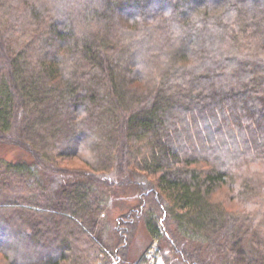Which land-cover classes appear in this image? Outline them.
<instances>
[{"label": "trees", "instance_id": "obj_1", "mask_svg": "<svg viewBox=\"0 0 264 264\" xmlns=\"http://www.w3.org/2000/svg\"><path fill=\"white\" fill-rule=\"evenodd\" d=\"M58 1L0 0V143L30 154L0 159V264H141L139 222L167 264H264V0Z\"/></svg>", "mask_w": 264, "mask_h": 264}, {"label": "rangeland", "instance_id": "obj_2", "mask_svg": "<svg viewBox=\"0 0 264 264\" xmlns=\"http://www.w3.org/2000/svg\"><path fill=\"white\" fill-rule=\"evenodd\" d=\"M72 2V0H59L58 4L59 6H63L64 4ZM64 7V6H63ZM61 7V8H63ZM149 40V38H146ZM147 40V41H148ZM144 44H141V47L138 46V54L144 55V59L140 57V59L145 60L146 56L149 54V47L148 45L144 48ZM153 46V42H152ZM142 48V49H140ZM16 139H13L12 142L14 143L13 145H7V143H0V159L2 160H19V159H30V154L24 149V147L20 146L19 144H15L18 142ZM223 156L230 157L232 155V152H224L221 151ZM62 163L67 165V166H72V167H85L84 162L79 159V158H71V159H64L62 160ZM108 178L115 179L114 174L110 173L107 175ZM136 177L133 176V179ZM136 185H132L133 188L127 189V190H120V189H114L113 193H110L107 201H106V210L104 213V221L106 224V229L105 230V236L107 237H112L113 235V229L115 228L117 224V217L120 214V212H126L127 210L130 209V206L132 207L134 204L138 203L139 199V192L133 191L135 189ZM227 192V190H225ZM220 196H224V189L221 190ZM104 221L102 225L104 224ZM109 227V230H108ZM100 229L102 228L101 225L99 227ZM133 237L132 241L129 247V256L132 261H136L141 259L143 254L145 253V258L146 260L141 263V264H157V262L160 259H163L165 264H167L166 259L162 255V252L158 250L159 247V241L157 239L152 238L150 235L147 227L143 222H139L133 232ZM22 251V249L20 250ZM3 255L0 252V263L3 261ZM62 264H72L71 261H64Z\"/></svg>", "mask_w": 264, "mask_h": 264}, {"label": "built area", "instance_id": "obj_3", "mask_svg": "<svg viewBox=\"0 0 264 264\" xmlns=\"http://www.w3.org/2000/svg\"><path fill=\"white\" fill-rule=\"evenodd\" d=\"M157 264H165L164 260L163 259H160Z\"/></svg>", "mask_w": 264, "mask_h": 264}]
</instances>
